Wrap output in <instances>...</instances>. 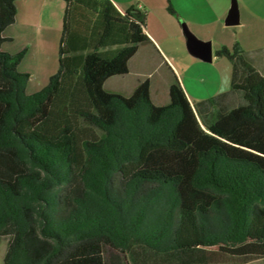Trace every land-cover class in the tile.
<instances>
[{
	"label": "trees",
	"instance_id": "1",
	"mask_svg": "<svg viewBox=\"0 0 264 264\" xmlns=\"http://www.w3.org/2000/svg\"><path fill=\"white\" fill-rule=\"evenodd\" d=\"M64 3L43 88L26 92L24 50L0 48L3 264L195 262L210 247L264 264V69L235 42L214 51L231 62L228 91L191 103L175 74L166 104L153 103L148 78L129 95L109 91L149 42L145 12ZM15 14V0H0V45Z\"/></svg>",
	"mask_w": 264,
	"mask_h": 264
},
{
	"label": "crops",
	"instance_id": "2",
	"mask_svg": "<svg viewBox=\"0 0 264 264\" xmlns=\"http://www.w3.org/2000/svg\"><path fill=\"white\" fill-rule=\"evenodd\" d=\"M111 1L122 12L131 7L139 8L145 12L144 32L149 37V42L138 47L136 53L128 61L127 73L121 75L134 74V76H137L136 82L132 84L128 91L123 93L107 89L105 84L109 78L104 82V87L109 91L129 95L143 79L148 78L150 81V96L155 104L157 103L154 101V95L159 97L158 89L153 87L150 73L145 70L149 56L140 55V49L143 45L150 46L155 54L160 57L161 61L168 66L172 74H175L177 68L172 63V54H170L169 47L171 42H184V27L197 38L216 40L217 48L222 45L231 47L237 42L246 52L250 51L251 48L245 47L248 42L244 41V37L238 33L232 35V33L230 34L226 31V28L235 26L241 31H264V0H236L239 22L235 25L225 23L232 0ZM168 3L173 7L175 13L168 11ZM15 5V19L2 31V36L5 40L2 41L0 48L8 53L25 51L17 69L20 72L29 74L25 90L28 94H31L43 88L47 84L49 77L57 70L58 44L65 3L64 0H15ZM212 30H218L222 34L218 36L217 33L211 34L210 31ZM252 37H256L255 33L247 39L252 40ZM246 56L258 71L259 69L263 71V52L259 57L248 54V52ZM213 57L224 58L214 54ZM218 60V62H222L221 59ZM258 62H260V66ZM225 70L229 71L230 75L232 74L230 62H225ZM118 76L114 75L112 77L119 78ZM170 83L171 81L167 82L168 95ZM189 101L191 102L190 99ZM202 252L200 255H202L203 260L195 262H182L178 256L143 254L140 256V264H263V259L261 258L241 261L219 251L216 247L207 248Z\"/></svg>",
	"mask_w": 264,
	"mask_h": 264
},
{
	"label": "rangeland",
	"instance_id": "3",
	"mask_svg": "<svg viewBox=\"0 0 264 264\" xmlns=\"http://www.w3.org/2000/svg\"><path fill=\"white\" fill-rule=\"evenodd\" d=\"M226 31H228L230 34L232 33V35L238 33L240 36L244 37V41L248 42L245 47L251 48L250 51H247L248 54H253L255 57H259L262 52L264 53V31H241L235 26H228ZM210 32L211 34L217 33V36L222 34L218 30H212ZM183 33L184 42H171L169 50L170 54H172V63L177 68L175 75L177 76L191 102L196 103L200 100L229 90L231 84V75L229 71L227 72V70H225V62L229 63L230 61L225 57H213L210 61H206L193 54L187 47L184 30ZM253 33H255L256 37H252V40L247 39L250 35H253ZM198 39L209 41L214 54L215 49H217L216 40L212 41L211 39H203L200 37H198ZM140 55H145V57L146 55L149 56L145 70L146 72L150 73V79L153 83V87L158 89L159 95V97H155L154 95V101L157 104H166L169 102L167 82L173 80L172 72L169 70L168 66L161 61L160 57L155 54L154 50L150 46L143 45L140 49ZM218 59H221L222 62H218ZM260 62H258V64ZM259 71L262 72L261 69H259ZM116 75H119V78H113L112 76H110L109 79L107 78L108 80L105 84L107 89L125 93L132 86V84L136 82L137 76H134V74H129L128 76H121L122 74ZM6 244L7 239L1 237L0 264H3V255L6 249Z\"/></svg>",
	"mask_w": 264,
	"mask_h": 264
},
{
	"label": "water",
	"instance_id": "4",
	"mask_svg": "<svg viewBox=\"0 0 264 264\" xmlns=\"http://www.w3.org/2000/svg\"><path fill=\"white\" fill-rule=\"evenodd\" d=\"M239 22V12L237 7V1H231V8L225 19V23L228 25H235ZM186 35V44L188 49L195 55L201 57L206 61H210L213 57V50L209 41H203L198 39L193 33L184 27Z\"/></svg>",
	"mask_w": 264,
	"mask_h": 264
}]
</instances>
